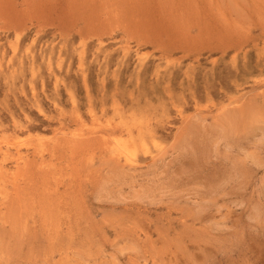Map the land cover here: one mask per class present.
I'll use <instances>...</instances> for the list:
<instances>
[{
    "label": "rangeland",
    "instance_id": "obj_1",
    "mask_svg": "<svg viewBox=\"0 0 264 264\" xmlns=\"http://www.w3.org/2000/svg\"><path fill=\"white\" fill-rule=\"evenodd\" d=\"M0 264H264V0H0Z\"/></svg>",
    "mask_w": 264,
    "mask_h": 264
}]
</instances>
